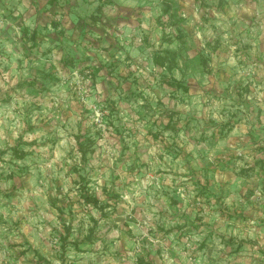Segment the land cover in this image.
<instances>
[{
  "label": "rangeland",
  "instance_id": "374dc122",
  "mask_svg": "<svg viewBox=\"0 0 264 264\" xmlns=\"http://www.w3.org/2000/svg\"><path fill=\"white\" fill-rule=\"evenodd\" d=\"M0 264H264V0H0Z\"/></svg>",
  "mask_w": 264,
  "mask_h": 264
},
{
  "label": "trees",
  "instance_id": "16d2710c",
  "mask_svg": "<svg viewBox=\"0 0 264 264\" xmlns=\"http://www.w3.org/2000/svg\"><path fill=\"white\" fill-rule=\"evenodd\" d=\"M159 58H160V56L156 57L157 60H159ZM77 140H78V143H79V148L81 150L82 156L86 157L87 150H86V148H85V146H84V144H83V142L81 140V137L79 135L77 136ZM14 154H15L16 157L22 158L25 155V151L24 150H19L18 148H16L14 150ZM84 197L89 203H94V204L98 203V200L96 198H93L91 195L84 194Z\"/></svg>",
  "mask_w": 264,
  "mask_h": 264
},
{
  "label": "water",
  "instance_id": "95a60500",
  "mask_svg": "<svg viewBox=\"0 0 264 264\" xmlns=\"http://www.w3.org/2000/svg\"><path fill=\"white\" fill-rule=\"evenodd\" d=\"M121 220H124V217L120 216L116 218V221H121Z\"/></svg>",
  "mask_w": 264,
  "mask_h": 264
}]
</instances>
